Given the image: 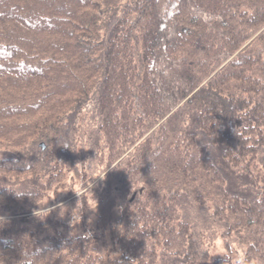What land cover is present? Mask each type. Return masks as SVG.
Returning <instances> with one entry per match:
<instances>
[{"label": "trees", "instance_id": "trees-1", "mask_svg": "<svg viewBox=\"0 0 264 264\" xmlns=\"http://www.w3.org/2000/svg\"><path fill=\"white\" fill-rule=\"evenodd\" d=\"M0 258L264 264V0H0Z\"/></svg>", "mask_w": 264, "mask_h": 264}, {"label": "rangeland", "instance_id": "rangeland-1", "mask_svg": "<svg viewBox=\"0 0 264 264\" xmlns=\"http://www.w3.org/2000/svg\"><path fill=\"white\" fill-rule=\"evenodd\" d=\"M116 23H117V18H115L110 23V26H109V29L107 32V36H106L107 37L106 38L107 44H108V37L110 36L111 32L115 28ZM67 165L69 168L72 169V172L75 173L76 167L74 166V163L69 160V158L67 159ZM76 188H77V192L75 194L73 193L72 195H69V196H65V195L69 194V192L66 188L65 189H59L57 194L51 192L49 198H46L43 201L44 205L47 207L44 210L42 209L41 211L54 210L59 215V217L65 219V220L69 219L70 215H72L73 220H75V222L78 223L79 219H80V213L78 211L79 205L76 202L74 203V200L83 192L84 188L83 189L81 187L78 188L77 185H76ZM78 228H79V226L77 224H75L74 231H77ZM225 252L226 251H225L223 241L217 240L215 245L213 246V248L211 250V257H212V259H214L217 256L223 257ZM1 258H4V257H1Z\"/></svg>", "mask_w": 264, "mask_h": 264}]
</instances>
